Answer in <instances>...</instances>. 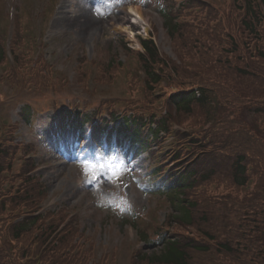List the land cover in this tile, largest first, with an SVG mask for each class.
Wrapping results in <instances>:
<instances>
[{"label":"trees","instance_id":"1","mask_svg":"<svg viewBox=\"0 0 264 264\" xmlns=\"http://www.w3.org/2000/svg\"><path fill=\"white\" fill-rule=\"evenodd\" d=\"M177 1L164 0L161 11L178 60L164 59L146 39V54L125 46L128 63L97 65L99 81L111 85L120 69H134L133 57L148 76L146 87L137 74L128 78L129 106L136 113L123 122L122 137L142 138L138 95L149 109L151 88L162 75L172 95L170 117L194 128L191 161L169 189L179 208L173 216L182 225L178 238L161 236L163 247L137 251L131 264H264V0H194L175 9ZM1 48V78L19 85L30 81L29 73L43 72L18 47L11 66ZM17 151L11 139L0 140V264H87L93 245L86 248L78 225L70 222L55 233L67 210L56 217L34 215L43 192L25 174L33 161L12 174ZM101 263L117 264L114 255Z\"/></svg>","mask_w":264,"mask_h":264},{"label":"rangeland","instance_id":"2","mask_svg":"<svg viewBox=\"0 0 264 264\" xmlns=\"http://www.w3.org/2000/svg\"><path fill=\"white\" fill-rule=\"evenodd\" d=\"M21 1L17 0L16 10ZM44 1L32 0V3L39 9ZM75 1L78 4H74ZM156 1L139 3L135 6L138 10H134L131 4L136 0H61L46 33L47 40L51 42L49 57L75 80V57L84 52L94 57L97 53V57L103 61L120 51L118 39L124 38L137 45L138 35L148 36L152 24L159 29L157 43L160 49L173 55ZM9 4L10 0H4L3 10L8 11ZM84 14L95 22V29L84 26L85 19H81ZM69 93L75 97H89L75 83ZM19 111L13 112L15 119H21L19 138L34 141L39 146L36 160L41 165L39 175L50 194L47 206L51 209L61 206L77 209L83 231L96 236L103 247L101 251L115 244L124 250L128 241L135 239L130 235V231H133L130 224L126 223L128 215L150 214L160 196L144 177L150 168L145 147L140 142L117 136L113 141L106 137L98 142L96 136L88 141L86 128L80 130L59 126L62 119L60 111L55 112L56 117L52 119L53 110H40L32 125L19 115ZM247 118L252 117L248 114ZM109 142L112 146L110 153ZM86 164L97 166L95 178L85 170ZM118 167L123 172L116 179L111 170ZM168 211L178 210L175 206L167 207L160 212L161 221ZM157 250L151 249L150 252Z\"/></svg>","mask_w":264,"mask_h":264},{"label":"snow or ice","instance_id":"3","mask_svg":"<svg viewBox=\"0 0 264 264\" xmlns=\"http://www.w3.org/2000/svg\"><path fill=\"white\" fill-rule=\"evenodd\" d=\"M96 168H97L96 165H87V164L85 165V170L91 173L93 178H95L97 175ZM122 172H123V169L119 167L117 169L111 170L112 176L116 179L120 178V175L122 174Z\"/></svg>","mask_w":264,"mask_h":264},{"label":"bare ground","instance_id":"4","mask_svg":"<svg viewBox=\"0 0 264 264\" xmlns=\"http://www.w3.org/2000/svg\"><path fill=\"white\" fill-rule=\"evenodd\" d=\"M82 17L83 18H81V19H85L84 20V26H87V27L91 26L92 28L95 29L96 24H95V22L92 19H89V18L87 19L85 14ZM82 22H83V20H82Z\"/></svg>","mask_w":264,"mask_h":264}]
</instances>
